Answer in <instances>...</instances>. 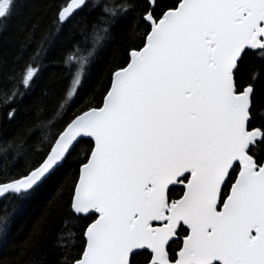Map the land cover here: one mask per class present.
<instances>
[{
	"label": "snow or ice",
	"instance_id": "1",
	"mask_svg": "<svg viewBox=\"0 0 264 264\" xmlns=\"http://www.w3.org/2000/svg\"><path fill=\"white\" fill-rule=\"evenodd\" d=\"M32 2L43 17L0 47V264H264V0ZM18 3L0 0V31ZM65 32L66 74L41 84ZM61 173L55 247L50 211L17 241L15 211Z\"/></svg>",
	"mask_w": 264,
	"mask_h": 264
},
{
	"label": "trees",
	"instance_id": "2",
	"mask_svg": "<svg viewBox=\"0 0 264 264\" xmlns=\"http://www.w3.org/2000/svg\"><path fill=\"white\" fill-rule=\"evenodd\" d=\"M24 16H32L33 18L43 17L42 5L33 3L32 0H19L17 9L15 10L12 20L7 27L0 31V47L3 48L6 55L10 57L12 45L9 43L11 34L15 31L17 21ZM67 33L56 36L47 56L44 58L40 83L55 81L60 85L66 69L62 66V57L68 48ZM112 44H106L99 52L97 58L93 61L91 68L85 78L84 87L81 91L82 96L90 94L96 89V81L105 73L106 66L112 55ZM39 88L37 89V93ZM31 97L26 98L24 104L27 105ZM51 102H54V98ZM32 118L31 111H22L19 120H29ZM15 126L7 121L0 108V137L8 138L13 135ZM65 184L64 174H57L42 191L36 196L19 207L11 219V231L17 241H23L33 228V225L41 220L42 213L50 211V217L46 223H42V235L40 237V245L44 251L51 250L57 243L59 231L66 217L63 215L59 204L62 199H66L67 189L62 194L59 188ZM71 226V225H69Z\"/></svg>",
	"mask_w": 264,
	"mask_h": 264
}]
</instances>
